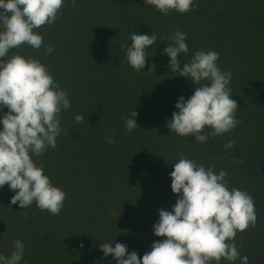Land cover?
Wrapping results in <instances>:
<instances>
[{"label":"clouds","instance_id":"clouds-1","mask_svg":"<svg viewBox=\"0 0 264 264\" xmlns=\"http://www.w3.org/2000/svg\"><path fill=\"white\" fill-rule=\"evenodd\" d=\"M193 4L194 0H145L146 6L163 15L172 11L185 14L193 10ZM72 5L76 6V0ZM63 7L64 0H0V111L8 109L0 116V188L8 185L15 192L11 204L18 202L25 209L35 202L37 208L53 216L60 214L66 193L53 186L43 165L38 166L32 157L55 149L62 131L59 114L71 107V101L39 59L10 56L9 52L28 45L36 50L43 47L45 56L50 55L55 46L45 45L43 36L34 30L54 24ZM168 38L172 43L162 54L170 58V71L189 78L196 86L187 100L178 98V111L172 113L167 127L178 136H194L198 143L231 132L241 123L236 118L239 105L229 87L232 73L221 71L216 63L219 53L195 51L181 69L178 55L188 52L187 34L174 30ZM128 40L132 41L130 47L127 42L120 47L125 49L127 63L139 72L147 62L145 49L156 42L157 35L132 32ZM154 68L153 64L149 71ZM137 115L134 109L125 118L126 131L138 127ZM74 119L79 124L84 117L76 115ZM206 127L211 131L205 133ZM108 142L114 143L111 139ZM235 143L229 140L225 150ZM173 168L171 190L178 199L172 211L159 210V221L153 225L154 235L164 239L154 242L142 258L135 251L128 254L125 244L112 247L111 242L103 243L100 250L104 256L111 255L116 264H219L222 259L249 264L247 256L241 257L235 238L238 231L256 226L254 198L235 187L229 190L225 170L217 174L183 153ZM13 246L10 257L0 255V264H20L24 245L17 239Z\"/></svg>","mask_w":264,"mask_h":264},{"label":"rangeland","instance_id":"rangeland-1","mask_svg":"<svg viewBox=\"0 0 264 264\" xmlns=\"http://www.w3.org/2000/svg\"><path fill=\"white\" fill-rule=\"evenodd\" d=\"M2 28L0 25V30ZM174 30L186 33L187 45L192 41L197 51L218 52L219 60L223 62H233L239 55L242 60L263 61L260 64L264 66V0H194L193 10L185 14L172 11L167 15L146 6L145 0H76L75 7L72 0H64L55 23L34 30L43 36L45 45L55 46L54 51L44 58L43 47L36 50L22 45L10 50L9 55L55 58L56 61L63 54L68 57L91 52V45L98 47L96 52L101 51L99 47L104 44L113 46L115 41L120 44L111 55L118 56L125 52L121 44L127 42V46H131L132 41L128 38L132 32L157 35L156 42L145 49L148 54L157 47L165 49L172 43L168 37ZM225 54L234 57L223 58ZM154 55L153 50L152 59ZM182 56L183 53L178 58ZM242 67L247 65L242 64ZM7 111L4 108L0 116ZM63 111L62 131L56 138L55 149L48 148L39 158L32 157L38 166L43 165L44 174L53 186L66 193L63 208L58 216L41 211L35 202L23 209L18 202L11 204L15 192L8 185L0 188V220L6 223V230L0 237V255L10 257L15 251L13 242L19 239L24 245L20 264H116L111 255L104 256L100 244L126 245L121 228L127 229L126 217L140 210L135 207L136 186L131 179L141 178L139 183L152 190L150 181L158 182L159 178L156 174L153 180L143 177L142 171L149 167L143 163L147 155L138 156L137 153H141L144 146L137 139L133 141V145L139 147L134 156L129 143L121 145L124 141L114 131L111 122L107 126L97 125L94 131L105 134L107 146L119 145V151L114 152L118 156L107 163L104 156L103 163L96 165L83 162L78 146H70L66 141L65 133L70 125ZM102 118L95 119L102 121ZM2 128L0 123V130ZM137 133L146 136L144 132ZM109 139L114 143H109ZM69 147L71 151H68ZM129 155H132L131 159ZM140 205L142 207L141 202Z\"/></svg>","mask_w":264,"mask_h":264},{"label":"trees","instance_id":"trees-1","mask_svg":"<svg viewBox=\"0 0 264 264\" xmlns=\"http://www.w3.org/2000/svg\"><path fill=\"white\" fill-rule=\"evenodd\" d=\"M119 44L115 41L113 46L104 44L98 52V47L91 45V52L88 53L68 57L63 54L56 61L55 58L39 60L68 93L71 107L62 110L70 125L65 133L68 137L66 141L70 146H78V154L83 162L96 165L103 163L104 156L105 163L118 156L114 152L119 145L107 146L105 134L100 135L97 130L94 131L97 125L107 126L111 122L114 131L124 141L121 145L129 143L134 156L139 147H135L132 142L137 139L144 146L141 153H137L138 156L143 153L147 155L143 163L149 167L142 171L143 177L153 180L156 174L159 178V183L150 181L153 184L152 190L139 183L141 178L131 179L136 186L135 207L140 210L126 217L127 229L121 228L128 254L135 251L142 258L151 250L154 242L164 239L154 235L153 225L159 221V210L172 211L178 199V195L171 190L170 173L183 153L197 164L212 167L217 174L221 169L225 170L228 173L225 179L229 190L235 187L254 198L256 226L244 232L238 231L235 243L241 257L247 256L250 264H264V66L260 64L263 61L256 62L248 58L242 60L236 55L237 60L233 62H216L221 71L232 73L229 87L232 99L239 105L236 118L241 123L229 133L215 138L209 136L206 142L198 143L194 142V136H178L167 127L172 113L178 111L175 107L178 98L183 96L187 100L193 94L196 86L194 82L170 71V58L162 54V47L153 49V59V50L148 53L150 58L144 69L135 71L127 63L124 54L111 55ZM195 47L191 41L188 52L178 58L181 69L184 62H189L197 51ZM225 57L233 58L234 55L225 54ZM153 64L154 71H149ZM242 64L247 67H242ZM134 109L138 113L134 118L138 127L128 132L124 121ZM62 111L59 114L60 120ZM76 115L84 117V124L76 123ZM96 117H103V120L96 121ZM139 131L146 136H140L137 133ZM210 131V128L204 129L205 133ZM229 140H235L236 143L225 150L224 145ZM68 151H71L70 147ZM100 151L101 154H97ZM129 156L131 159L132 155ZM5 230L6 223L0 220V237ZM219 264H240V260L229 262L222 259Z\"/></svg>","mask_w":264,"mask_h":264}]
</instances>
